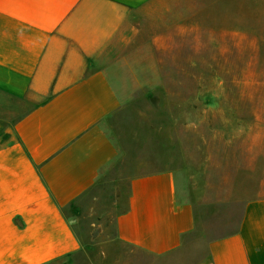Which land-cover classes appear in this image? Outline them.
Returning <instances> with one entry per match:
<instances>
[{
  "label": "crops",
  "instance_id": "0c3cea01",
  "mask_svg": "<svg viewBox=\"0 0 264 264\" xmlns=\"http://www.w3.org/2000/svg\"><path fill=\"white\" fill-rule=\"evenodd\" d=\"M174 1L0 0V264L87 253L66 212L117 161L107 128L123 109V67L140 44H169ZM253 158L230 181L190 180L189 197L170 169L130 178L117 240L168 258L203 210L226 205L230 230L207 238L196 264H264V165Z\"/></svg>",
  "mask_w": 264,
  "mask_h": 264
},
{
  "label": "rangeland",
  "instance_id": "374dc122",
  "mask_svg": "<svg viewBox=\"0 0 264 264\" xmlns=\"http://www.w3.org/2000/svg\"><path fill=\"white\" fill-rule=\"evenodd\" d=\"M173 6L164 22L180 29L168 34L169 44H140L123 67V109L107 128L119 157L101 185L66 212L88 248L71 264L198 263L205 240L227 233L235 210H203L188 246L157 258L116 238L130 178L170 169L188 196L190 180L201 186L213 178L219 184L220 176L230 181L252 154L264 165V0Z\"/></svg>",
  "mask_w": 264,
  "mask_h": 264
}]
</instances>
